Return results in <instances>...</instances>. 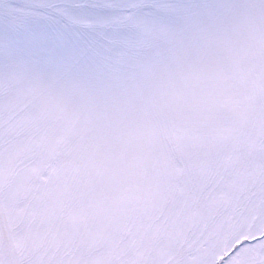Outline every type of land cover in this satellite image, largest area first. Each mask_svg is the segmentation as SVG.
I'll use <instances>...</instances> for the list:
<instances>
[{
  "label": "snow or ice",
  "instance_id": "snow-or-ice-1",
  "mask_svg": "<svg viewBox=\"0 0 264 264\" xmlns=\"http://www.w3.org/2000/svg\"><path fill=\"white\" fill-rule=\"evenodd\" d=\"M0 264H264V0H0Z\"/></svg>",
  "mask_w": 264,
  "mask_h": 264
}]
</instances>
